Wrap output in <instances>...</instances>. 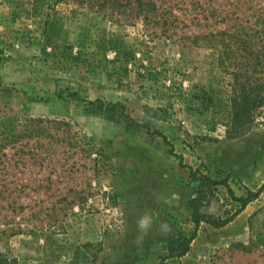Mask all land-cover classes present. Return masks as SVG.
Listing matches in <instances>:
<instances>
[{"label":"rangeland","instance_id":"rangeland-1","mask_svg":"<svg viewBox=\"0 0 264 264\" xmlns=\"http://www.w3.org/2000/svg\"><path fill=\"white\" fill-rule=\"evenodd\" d=\"M162 1L175 16L168 31L130 5L0 0V136L27 118L71 126L0 153V253L17 264H264V189L228 225L201 223L185 256L167 250L195 233L178 155L228 169L237 197L264 185V125L225 140L198 97L230 88L220 32L264 48V0H213L202 22L182 0ZM210 32L216 42L194 43ZM213 187L203 212L240 210Z\"/></svg>","mask_w":264,"mask_h":264},{"label":"trees","instance_id":"trees-1","mask_svg":"<svg viewBox=\"0 0 264 264\" xmlns=\"http://www.w3.org/2000/svg\"><path fill=\"white\" fill-rule=\"evenodd\" d=\"M86 1L90 7L100 6L105 8L106 4L117 6H134L135 16L141 18L148 25L162 21L168 25L166 31L172 28L171 22L174 21V14H167V10L163 9V1L161 0H82ZM185 3V10L189 13H195V17L202 21H211L215 16L217 8L212 7L213 0L202 2L201 0H182ZM208 5V6H207ZM202 16V18H200ZM170 24V25H169ZM243 33V32H241ZM223 43V51L218 57L219 65L227 69L231 78L229 80V89L216 90L212 85L205 87L200 95L202 106L204 109H211L214 115L215 126L220 125L223 128L224 139L234 140L240 138L258 125H264V48L257 49L254 45L252 36L248 39L243 38L242 34L220 32ZM217 34L210 32L208 34L200 33L193 35L195 44L203 42H216ZM247 35V33H246ZM190 39V37H189ZM219 42V44H222ZM77 95V93H72ZM25 123L20 124L17 131H10L0 136V153L9 145L16 146L19 141L24 138H35L45 135H53L51 128H61L63 126L71 127L64 120H48L42 117L27 118ZM50 125V126H49ZM167 142V137L157 132ZM57 137V136H56ZM202 139H208L202 136ZM213 141H219L218 138H210ZM168 143V142H167ZM181 165L190 169V182L195 190L194 196L189 200L188 206L191 210L192 221L195 224V233L192 237L185 235L179 236L175 240H171L167 246L169 255L182 257L189 250L197 231L203 222L212 224L216 228H222L228 225L233 219L243 211L247 205L259 195L264 189L263 187L257 193L249 192L250 196L237 197L229 185L232 177L231 172L223 167L209 166L201 164L200 167L194 169L191 166L184 165L182 156ZM207 170V173L204 172ZM224 185L232 198L241 203L240 210L228 217L219 216L214 218L202 211V208L210 203L214 195V187ZM0 264H17V260L0 253Z\"/></svg>","mask_w":264,"mask_h":264}]
</instances>
